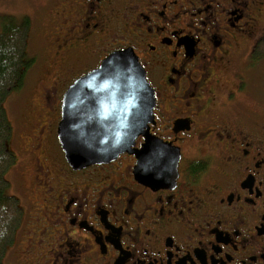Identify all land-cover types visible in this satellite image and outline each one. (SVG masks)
<instances>
[{
    "label": "flooded vegetation",
    "instance_id": "obj_1",
    "mask_svg": "<svg viewBox=\"0 0 264 264\" xmlns=\"http://www.w3.org/2000/svg\"><path fill=\"white\" fill-rule=\"evenodd\" d=\"M37 1L52 45L22 104L31 186L18 174L38 198L8 264H264V0ZM127 48L154 94L144 130L177 156L159 185L133 151L75 169L56 137L66 89Z\"/></svg>",
    "mask_w": 264,
    "mask_h": 264
},
{
    "label": "water",
    "instance_id": "obj_2",
    "mask_svg": "<svg viewBox=\"0 0 264 264\" xmlns=\"http://www.w3.org/2000/svg\"><path fill=\"white\" fill-rule=\"evenodd\" d=\"M154 95L132 49L111 52L64 92L57 139L71 167L109 162L129 151L135 138L136 174L159 185L175 169L176 152L144 129L152 121Z\"/></svg>",
    "mask_w": 264,
    "mask_h": 264
},
{
    "label": "trees",
    "instance_id": "obj_3",
    "mask_svg": "<svg viewBox=\"0 0 264 264\" xmlns=\"http://www.w3.org/2000/svg\"><path fill=\"white\" fill-rule=\"evenodd\" d=\"M29 31L30 22L26 17L17 22H3L0 31V264L22 220L19 199L6 193L9 187L6 173L16 157L10 148L13 129L4 104L7 97L23 85L35 62V57L27 51Z\"/></svg>",
    "mask_w": 264,
    "mask_h": 264
},
{
    "label": "rangeland",
    "instance_id": "obj_4",
    "mask_svg": "<svg viewBox=\"0 0 264 264\" xmlns=\"http://www.w3.org/2000/svg\"><path fill=\"white\" fill-rule=\"evenodd\" d=\"M39 2L37 0H0V31L2 28V23L6 21H13L17 22L20 21L24 16H28L29 22H30V34L28 38V53L29 55L36 58L37 62L29 68L27 72V76L25 78V83L22 88H19L16 91H13V93L6 99L5 101V109L7 112L8 119L10 123L12 124L13 129V141L10 143V148L14 152L16 156V162L7 170L6 178L9 181V187L6 190L7 194L14 195L18 197L20 200L21 205L25 209L26 207V201L25 199L30 198V200L37 199L38 197L35 196L34 198L30 196H24V191L21 189L20 181H19V174L18 171L20 168H25L24 176H23V184L27 187L31 186V180H32V171L31 167L27 166L28 161V155H25L26 153H23L20 151L21 145L20 142L23 140L29 139L30 133L27 134L25 138V133L27 131V127L25 128L23 125V117L22 115L26 111V104L23 107V103L25 100L32 99V101L36 102L38 98V81H37V74H38V68L41 64L40 58H41V50L44 47H48V51L50 52V45H52L49 41H47V38H43V30L48 26L43 24L40 21V14H44L45 10L39 11V7L37 6ZM27 18V17H26ZM47 56L45 57V60H47ZM264 69V66H263ZM31 105V104H29ZM28 109V106H27ZM29 127H33L35 129V126L32 124H29ZM22 136V139L20 141L19 136ZM53 149V145L51 143L49 144V150L50 152ZM53 153V152H52ZM54 156V155H53ZM38 195V194H35ZM31 219V213L30 210L27 212L26 216V223L29 222ZM25 223V226H26ZM26 231V227L20 232V234H17L16 238V246L19 244L20 241H22V237L24 236V233ZM19 233V232H18ZM13 246V245H12ZM10 247V252L16 249V246ZM8 252V251H7ZM8 254V260L7 254L4 258L3 264L6 260V264L8 262H11L9 259H11L12 254Z\"/></svg>",
    "mask_w": 264,
    "mask_h": 264
}]
</instances>
